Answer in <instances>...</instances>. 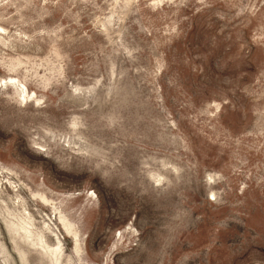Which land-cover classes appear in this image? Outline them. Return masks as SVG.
Here are the masks:
<instances>
[{"label": "rangeland", "instance_id": "rangeland-1", "mask_svg": "<svg viewBox=\"0 0 264 264\" xmlns=\"http://www.w3.org/2000/svg\"><path fill=\"white\" fill-rule=\"evenodd\" d=\"M0 80V264H264V0H0Z\"/></svg>", "mask_w": 264, "mask_h": 264}, {"label": "bare ground", "instance_id": "bare-ground-1", "mask_svg": "<svg viewBox=\"0 0 264 264\" xmlns=\"http://www.w3.org/2000/svg\"><path fill=\"white\" fill-rule=\"evenodd\" d=\"M9 81H10V82H14L13 79H10ZM6 83H7V82H6ZM0 85H1V80H0Z\"/></svg>", "mask_w": 264, "mask_h": 264}]
</instances>
